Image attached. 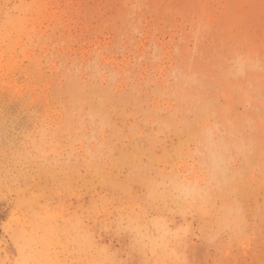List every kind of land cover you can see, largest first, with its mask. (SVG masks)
<instances>
[{"label":"rangeland","instance_id":"obj_1","mask_svg":"<svg viewBox=\"0 0 264 264\" xmlns=\"http://www.w3.org/2000/svg\"><path fill=\"white\" fill-rule=\"evenodd\" d=\"M263 16L264 0H0V264H78V258L89 264L92 256L95 264H264V188L257 182L264 177ZM45 90L69 114L59 128L42 116ZM79 135L97 147L92 157L88 148L84 156L76 153ZM194 159L209 177L202 192L209 196L206 204L199 196L183 207L172 202L170 176L180 161ZM222 202L229 220L220 217ZM125 211L152 226L153 237L140 241L122 220ZM78 216L100 256L95 250L77 255L72 225Z\"/></svg>","mask_w":264,"mask_h":264},{"label":"bare ground","instance_id":"obj_2","mask_svg":"<svg viewBox=\"0 0 264 264\" xmlns=\"http://www.w3.org/2000/svg\"><path fill=\"white\" fill-rule=\"evenodd\" d=\"M119 1V0H118ZM129 1V0H128ZM136 1V0H135ZM170 1V0H169ZM191 1V0H190ZM113 2V1H112ZM112 2H109V3H112ZM121 2V1H120ZM123 2V1H122ZM186 2V1H185ZM214 2V1H213ZM212 2V3H213ZM106 3V2H105ZM117 3V2H116ZM182 3H183V1H182ZM200 3V2H199ZM262 3V2H261ZM123 4V3H122ZM121 4V5H122ZM201 4V3H200ZM211 4V3H210ZM222 4V3H221ZM111 5V4H110ZM115 5V4H114ZM120 5V4H119ZM223 5V4H222ZM128 6V5H127ZM133 6V5H132ZM136 6V5H135ZM167 6V5H166ZM202 6V5H201ZM227 6V5H226ZM26 7V6H25ZM118 7V6H117ZM145 7V6H144ZM193 7V6H192ZM211 7V6H210ZM94 8V7H93ZM106 8H108V7H106ZM220 8V7H219ZM233 8V7H232ZM74 9V8H73ZM112 8H111V6H110V10H111ZM124 9V8H123ZM167 9V8H166ZM171 9V8H170ZM169 9V10H170ZM198 9V8H197ZM210 9V8H209ZM214 9V8H213ZM212 9V10H213ZM261 9V8H260ZM106 10H108V9H106ZM131 10V9H130ZM135 10V9H134ZM173 10V9H172ZM194 10V9H193ZM192 10V11H193ZM218 10V9H217ZM203 11V10H202ZM225 11V10H224ZM115 12H117L116 10H115ZM130 12V11H129ZM167 12V11H166ZM170 12H171V10H170ZM177 12H178V10H177ZM205 12V11H204ZM203 12V13H204ZM213 12H214V10H213ZM75 13V12H74ZM109 13V12H108ZM169 13V12H168ZM175 13H176V11H175ZM180 13H183V12H180ZM196 13V12H195ZM194 13V14H195ZM202 13V14H203ZM216 13V12H215ZM232 13V12H231ZM252 13V12H251ZM263 13V12H262ZM114 14V13H113ZM123 14V13H122ZM135 14V13H134ZM133 14V15H134ZM116 15V14H115ZM191 15V14H190ZM109 16V15H108ZM120 16V15H119ZM125 16V15H124ZM171 16V15H170ZM256 16V15H255ZM103 17V16H102ZM118 16L116 15V17L115 18H117ZM128 17H130L129 16V14H128ZM148 17H150V16H148ZM147 17V18H148ZM198 17V16H197ZM213 17H215V16H213ZM230 17V16H229ZM110 18H111V16H110ZM114 18V19H115ZM121 18V17H120ZM143 18V17H142ZM194 18V17H193ZM192 18V19H193ZM206 18V17H205ZM220 18V17H219ZM222 18V17H221ZM234 18H237L236 16L234 17ZM242 18V17H241ZM240 18V19H241ZM244 18H245V16H244ZM263 18H264V16H263ZM122 19V18H121ZM204 19V18H203ZM207 19V18H206ZM212 19V18H211ZM109 20V19H108ZM120 20V19H119ZM143 20V19H142ZM147 20V19H146ZM149 21V20H148ZM191 21V20H190ZM200 21V20H199ZM207 21V20H206ZM216 21V20H215ZM152 22V21H151ZM205 22V21H204ZM203 22V23H204ZM212 22V21H211ZM229 22H231V20L229 21ZM228 22V23H229ZM148 23V22H147ZM200 23V22H199ZM209 23V22H208ZM95 24V23H94ZM100 24V23H99ZM192 24V23H191ZM195 24V23H194ZM207 24V23H206ZM233 24H236L235 23V21H234V23ZM103 25H105L104 23H103ZM148 25V24H147ZM193 25V24H192ZM202 25V24H201ZM264 25V24H263ZM114 26V25H113ZM124 26V25H123ZM152 26V25H151ZM264 27V26H263ZM91 28V27H90ZM196 28V27H195ZM202 28V27H201ZM204 28H206V27H204ZM258 28V27H257ZM104 29V28H103ZM97 30V29H96ZM98 31H100V30H98ZM202 31V30H201ZM114 32H116V31H114ZM193 32V31H192ZM121 33V32H120ZM71 34V33H70ZM104 34V33H103ZM111 34V33H110ZM109 34V35H110ZM195 34V33H194ZM90 35H92V34H90ZM89 35V36H90ZM113 37V36H112ZM92 38H94V37H92ZM98 38V37H97ZM110 38V37H109ZM100 39V38H99ZM102 39V38H101ZM107 39V38H106ZM112 39V38H111ZM118 39V38H117ZM96 40V39H95ZM102 41H103V39H102ZM116 41V40H115ZM222 41V40H221ZM224 41V40H223ZM92 43V42H91ZM105 43V42H104ZM103 43V44H104ZM109 44H110V42H108ZM88 44H89V42H88ZM107 44V43H106ZM84 45V44H83ZM82 45V46H83ZM92 45H95V44H92ZM97 45H98V43H97ZM111 45V44H110ZM77 46H78V44H77ZM88 46V45H87ZM109 46V45H108ZM105 47V46H104ZM112 47V46H111ZM114 47H115V45H114ZM234 47V46H233ZM93 48V47H92ZM101 48V47H100ZM109 48V47H108ZM139 48V47H138ZM103 49V48H102ZM140 49V48H139ZM219 49V48H218ZM77 50V49H76ZM84 50V49H83ZM115 50V49H114ZM142 50V49H141ZM73 51V50H72ZM71 51V52H72ZM90 51V50H89ZM98 51V50H97ZM116 51V50H115ZM189 51V50H188ZM70 52V53H71ZM87 52H88V50H87ZM95 52V51H94ZM107 52V51H106ZM105 52V53H106ZM109 52V51H108ZM99 53V52H98ZM115 53V52H114ZM144 53V52H143ZM159 53V52H158ZM190 53V52H189ZM91 54V53H90ZM141 54V53H140ZM139 54V55H140ZM160 54V53H159ZM83 55V54H82ZM86 55V54H85ZM139 55H136L135 57H137V56H139ZM144 55V54H143ZM195 55V54H194ZM110 56V55H109ZM115 56H117V55H115ZM150 56V55H149ZM161 56V55H160ZM163 56V55H162ZM68 57V56H67ZM85 57V56H84ZM87 57V56H86ZM185 57H186V55H185ZM63 58V57H62ZM71 58V57H70ZM76 58V57H75ZM79 59L81 58V57H78ZM88 58H90V57H88ZM144 58H146V57H144ZM152 59H153V57H151ZM65 59V58H64ZM69 59V58H68ZM106 59H107V57H106ZM70 60V59H69ZM82 60V59H81ZM91 60V59H90ZM109 60V59H108ZM171 60V59H170ZM57 61H59V60H57ZM78 61V60H77ZM111 61V60H110ZM126 61V60H125ZM135 61H136V59H135ZM139 61V60H138ZM156 61V60H155ZM168 61V60H167ZM177 61H179V60H177ZM194 61V60H193ZM115 62V61H114ZM176 62V61H175ZM185 62V61H184ZM238 62H243V63H245V62H247V59H246V57L245 58H239V60H238ZM74 63H76V61L74 62ZM129 63V62H128ZM127 63V64H128ZM131 63V62H130ZM139 63V62H138ZM147 64L149 63V62H146ZM165 63V62H164ZM182 63V62H181ZM94 64V63H93ZM105 64V63H104ZM124 64V63H123ZM154 64V63H153ZM52 65V64H51ZM53 65H54V62H53ZM64 65H67V64H64ZM63 65V66H64ZM71 65V64H70ZM84 65V64H83ZM83 65H81V66H83ZM114 65H115V63H114ZM122 65V64H121ZM125 65V64H124ZM138 65V64H137ZM142 65V64H141ZM144 65V64H143ZM62 66V65H61ZM72 66V65H71ZM123 66V65H122ZM121 66V67H122ZM149 66V65H148ZM183 66H184V64H183ZM66 67V66H65ZM68 67H69V65H68ZM67 67V68H68ZM107 67V66H106ZM105 67V68H106ZM55 68V67H54ZM63 68V67H62ZM72 68V67H71ZM83 68V67H82ZM103 68V67H102ZM108 68V67H107ZM115 68H116V66H115ZM132 68H133V66L131 67V70H132ZM136 68V67H135ZM240 67H239V65H238V69H239ZM52 69V68H51ZM74 69V68H73ZM90 69V68H89ZM88 69V70H89ZM141 69V68H140ZM165 69V68H164ZM181 69V68H180ZM58 70H60V69H58ZM57 70V71H58ZM68 70H70L69 68H68ZM67 70V71H68ZM72 70V69H71ZM99 70H100V68H99ZM113 70V69H112ZM117 70H118V68H117ZM120 70V69H119ZM121 70H122V68H121ZM126 70V69H125ZM138 70V69H137ZM145 70V69H144ZM147 70V69H146ZM150 70V69H149ZM57 71H56V73H57ZM66 71V72H67ZM79 71V70H78ZM128 71H129V69H128ZM141 71V70H140ZM139 71V72H140ZM163 71V70H162ZM176 71V70H175ZM178 71V70H177ZM176 71V72H177ZM65 72V73H66ZM73 72V71H72ZM75 72V71H74ZM77 72V71H76ZM90 72V71H89ZM108 72H110V71H108ZM119 72V71H118ZM149 72V71H148ZM159 72H161V71H159ZM159 72H157V73H159ZM171 72V71H170ZM181 72V71H180ZM61 73V72H60ZM64 73V72H63ZM69 73V72H68ZM103 73V72H102ZM102 73H101V76H102ZM127 74H128V72H126ZM150 73V72H149ZM168 73H169V71H168ZM175 73V72H174ZM174 73H172V74H174ZM182 73H183V70H182ZM69 74H71V72L69 73ZM97 74V73H96ZM104 74V73H103ZM111 74V73H110ZM122 74V73H121ZM130 74V73H129ZM128 74V75H129ZM152 74H154V72L152 73ZM184 74H186V73H184ZM54 75V74H53ZM74 75V74H73ZM77 75V74H76ZM107 75V74H106ZM112 75V74H111ZM150 75V74H149ZM181 75V74H180ZM66 76V75H65ZM70 76V75H69ZM72 76V75H71ZM113 76V75H112ZM134 76H136V75H134ZM139 76H140V74H139ZM146 76V75H145ZM166 76V75H165ZM173 76V75H172ZM62 77V76H61ZM74 77V76H73ZM78 77V76H77ZM179 77V76H178ZM185 77V76H184ZM47 78V77H46ZM51 78V77H50ZM70 78V77H69ZM69 78H67V79H69ZM75 78V77H74ZM72 79V80H75V79ZM105 78H107L106 76H104L102 79L103 80H105ZM117 78V77H116ZM120 78V77H119ZM135 78V77H134ZM153 78V77H152ZM165 78H167V77H165ZM164 78V79H165ZM187 78H188V76H187ZM186 78V80H188ZM53 79V78H52ZM54 79H56L55 77H54ZM71 79V78H70ZM87 79V78H86ZM85 79V80H86ZM94 79V78H93ZM99 79V78H98ZM109 79V78H108ZM113 79V78H112ZM148 79V78H147ZM156 79H157V77H156ZM164 79H163V81H164ZM175 79V78H174ZM181 79V78H180ZM180 79H178V80H176V81H179ZM182 79H185V78H183V76H182ZM78 80H81V79H78ZM100 80V79H99ZM102 80V81H103ZM115 80V79H114ZM135 80H136V78H135ZM138 80H139V78H138ZM137 80V81H138ZM192 80V79H191ZM52 81V80H51ZM70 81V80H69ZM153 81V80H152ZM156 81V80H155ZM160 81V80H159ZM184 81V80H183ZM64 82V81H63ZM75 82V81H74ZM85 82V81H84ZM116 82H117V80H116ZM123 82V81H122ZM139 82H141V81H139ZM147 82V81H146ZM145 82V83H146ZM150 82V81H149ZM182 82V81H181ZM186 82V81H185ZM37 83V82H36ZM57 82H55L54 84H56ZM67 83V82H66ZM70 83H71V81H70ZM95 83V82H94ZM111 83V82H110ZM124 83V82H123ZM126 83H128V81L126 82ZM126 83H124V84H126ZM134 83V82H133ZM151 83V82H150ZM158 83V82H157ZM175 83V82H174ZM180 83V82H179ZM31 84H33V83H31ZM69 84V83H68ZM80 84V83H79ZM79 84H77V85H79ZM132 84V83H131ZM135 84H136V82H135ZM141 84V83H140ZM152 84V83H151ZM155 84V83H154ZM165 84V83H164ZM181 84V83H180ZM188 84V83H187ZM49 85V84H48ZM59 85V84H58ZM67 85V84H66ZM134 85V84H133ZM162 85V84H161ZM160 85V86H161ZM178 85V84H177ZM70 86V85H69ZM72 86H73V84H72ZM84 86V85H83ZM100 86V85H99ZM130 86V85H129ZM139 86V85H138ZM137 86V87H138ZM141 86V85H140ZM153 86V85H152ZM152 86H151V88H152ZM155 86H157V85H155ZM154 86V87H155ZM29 87V86H28ZM33 87V86H32ZM45 87H46V85H45ZM56 87V86H55ZM59 87V86H58ZM74 87V86H73ZM78 87V86H77ZM120 87V86H119ZM122 87H125V86H122ZM132 87V86H131ZM41 88V87H40ZM52 88V87H51ZM61 88V87H60ZM66 88H68V87H66ZM91 88V87H90ZM93 88V87H92ZM96 88V87H95ZM114 88V87H113ZM156 88V87H155ZM177 88V87H176ZM183 88V87H182ZM32 89V88H31ZM34 90H35V88H33ZM63 89H65V87L63 88ZM69 89V88H68ZM125 89V88H124ZM137 89V88H136ZM179 89H180V87H179ZM186 89V88H185ZM185 89H183L184 91H185ZM33 90V91H34ZM56 90H57V87H56ZM74 90V89H73ZM110 90V89H109ZM118 90V89H117ZM121 90V89H120ZM175 90V89H174ZM173 90V91H174ZM178 90V89H177ZM32 91V90H31ZM36 91V90H35ZM53 91V90H52ZM58 91V90H57ZM61 91H63V90H61ZM60 91V92H61ZM65 91V90H64ZM67 91V90H66ZM94 91V90H93ZM112 91V90H111ZM110 91V92H111ZM136 91V90H135ZM141 91V90H140ZM154 91H155V89H154ZM154 91H152V92H154ZM172 91V92H173ZM38 92V91H37ZM41 92V91H40ZM55 92V91H54ZM80 92V91H79ZM103 92V91H102ZM125 92V91H124ZM131 92V91H130ZM141 92H143V91H141ZM140 92V93H141ZM160 92V91H159ZM164 92V91H163ZM179 92H181V91H179ZM187 92V91H186ZM31 93V92H30ZM33 93V92H32ZM57 93V92H56ZM74 93V92H73ZM129 93V92H128ZM136 93V92H135ZM171 93V92H170ZM185 93V92H184ZM188 93V92H187ZM187 93H185V94H187ZM37 94V93H36ZM35 94V95H36ZM57 94H59V93H57ZM56 94V95H57ZM61 94H63V93H61ZM139 94V93H138ZM162 94V93H161ZM165 94V93H164ZM168 94V93H167ZM166 94V95H167ZM176 94V93H175ZM182 94V93H181ZM26 95V94H25ZM33 94H31V96H32ZM64 96H65V94H63ZM69 95H71V94H69ZM73 95V94H72ZM113 95V94H112ZM144 95V94H143ZM156 95V94H155ZM178 95V94H177ZM190 95V94H189ZM21 96H24V95H21ZM34 96V95H33ZM95 96V95H94ZM124 96H125V94H124ZM151 96H152V94H151ZM157 96H158V93H157ZM186 96H188V95H186ZM39 97V96H38ZM38 97H36V98H38ZM54 97H56V96H54ZM147 97V96H146ZM154 96H152V98H153ZM156 97V96H155ZM162 97V96H161ZM160 97V98H161ZM173 97V96H172ZM177 97V96H176ZM189 97H191V96H189ZM30 98V97H29ZM68 98V97H67ZM73 98V97H72ZM86 98V97H85ZM149 98H150V96H149ZM165 98V97H164ZM170 98V97H169ZM168 98V99H169ZM181 98H182V95H181ZM35 99V98H34ZM39 99H40V102H41V105H42V116H44L45 117V120L46 121H48V123L50 124V125H54L55 127H58L59 128V125L61 124V122H63L64 121V119H65V117H67V115H69V114H67L66 113V111H65V109H63L61 106H62V99L60 100L61 102V106L59 105V106H56L54 103H53V100H54V98H52L51 97V95H50V93H47L46 92V90L40 95V97H39ZM66 99V98H65ZM106 99V98H105ZM118 99V98H117ZM121 99V98H120ZM125 99V98H124ZM138 99V98H137ZM188 99V98H187ZM24 100V99H23ZM38 100V99H37ZM36 100V101H37ZM68 100V99H67ZM81 100V99H80ZM125 100H127V99H125ZM147 100V99H146ZM152 100V99H151ZM154 100H155V98H154ZM161 100V99H160ZM176 100H178V99H176ZM175 100V101H176ZM182 100V99H181ZM192 100V99H191ZM194 100V99H193ZM25 101V100H24ZM26 101H27V98H26ZM35 101V100H34ZM51 101H52V103H51ZM106 101H108V100H106ZM148 101V100H147ZM185 101H187L186 99H185ZM184 101V102H185ZM32 102V101H31ZM64 102V101H63ZM67 102V101H66ZM79 102V101H78ZM90 102V101H89ZM95 102V101H94ZM94 102H93V104H94ZM178 102V101H177ZM39 103V102H38ZM72 103V102H71ZM146 103V102H145ZM176 103V102H175ZM191 103V102H190ZM189 103V104H190ZM193 103H194V101H193ZM35 104V103H34ZM76 104V103H75ZM134 104V103H133ZM152 104V103H151ZM166 104V103H165ZM182 104H185V103H182ZM79 105V104H78ZM140 105V104H139ZM146 105V104H145ZM179 105V104H178ZM191 105V104H190ZM210 105V104H209ZM24 106V105H23ZM65 106H66V104H65ZM74 106V105H73ZM82 106H84V105H82ZM128 106V105H127ZM135 106H136V104H135ZM147 106H149V105H147ZM156 106V105H155ZM158 106V105H157ZM168 106V105H167ZM175 106V105H174ZM180 106V105H179ZM205 106V105H204ZM27 107V106H26ZM25 107V108H26ZM29 107V106H28ZM63 107H64V105H63ZM78 107V106H77ZM101 107V106H100ZM107 107H108V105H107ZM129 107V106H128ZM161 107H162V105H161ZM183 107V106H182ZM186 107H187V105H186ZM213 107V106H212ZM25 108H23V109H25ZM33 108V107H32ZM90 108V107H89ZM93 108V107H92ZM114 108V107H113ZM141 108V107H140ZM142 108H143V106H142ZM162 108H164V107H162ZM166 108V107H165ZM195 108V107H194ZM28 109V108H27ZM27 109H25V110H27ZM78 109H80V108H78ZM82 109V108H81ZM84 109V108H83ZM86 109V108H85ZM102 109V108H101ZM132 109H134V108H132ZM137 109V108H136ZM161 109V108H160ZM183 109V108H182ZM202 109V108H201ZM206 109H207V107H206ZM32 110V109H31ZM34 110V109H33ZM38 110V109H37ZM91 110V109H90ZM111 110V109H110ZM120 110V109H119ZM118 110V111H119ZM159 110V109H158ZM166 110V109H165ZM177 110V109H176ZM184 110V109H183ZM195 110V109H194ZM200 110V109H199ZM36 111V110H35ZM69 111V110H68ZM86 111V110H85ZM125 111H126V109H125ZM124 111V112H125ZM135 111V110H134ZM133 111V112H134ZM141 111V110H140ZM144 111V110H143ZM149 111V110H148ZM172 111V110H171ZM182 111V110H181ZM187 111V110H186ZM196 111V110H195ZM205 111V110H204ZM203 111V112H204ZM28 112H30L29 111V109H28ZM39 112V111H38ZM65 112V113H64ZM71 112H73V111H71ZM104 112V111H103ZM113 112V111H112ZM129 112H131V110L129 111ZM129 112H128V114H129ZM145 112V111H144ZM199 112H201V111H199ZM207 112H208V109H207ZM127 113V112H126ZM145 113H147V112H145ZM152 113V115H151V117L152 116H154V115H156V114H153V112H151ZM150 113V114H151ZM161 113V112H160ZM183 113V112H182ZM193 113V112H192ZM191 113V114H192ZM215 113V112H214ZM30 114V113H29ZM89 114V113H88ZM101 114V113H100ZM122 114V113H121ZM141 114V113H140ZM144 114V113H143ZM171 114V113H170ZM169 114V115H170ZM176 114V113H175ZM187 114V113H186ZM36 115V114H35ZM71 115V114H70ZM126 115V114H125ZM130 115V114H129ZM160 115V114H159ZM168 115V114H167ZM173 115H174V113H173ZM178 115H180L179 113H178ZM211 115V114H210ZM102 116V115H101ZM106 116V115H105ZM104 116V117H105ZM135 116H137V115H135ZM150 116V115H149ZM164 116V115H163ZM162 116V117H163ZM171 116V115H170ZM175 116V115H174ZM182 116V115H181ZM180 116V117H181ZM35 117V116H34ZM36 117H37V115H36ZM71 117H73L72 115H71ZM80 117V116H79ZM97 117V116H96ZM118 117V116H117ZM116 117V118H117ZM156 117V116H155ZM154 117V118H155ZM173 117V116H172ZM196 117V116H195ZM194 117V118H195ZM32 118V117H31ZM75 118H76V116H75ZM140 118V117H139ZM157 118V117H156ZM155 118V119H156ZM167 118V117H166ZM188 118V117H187ZM198 118V117H197ZM33 119V118H32ZM35 119V118H34ZM36 119H40V118H36ZM94 119V118H93ZM92 119V120H93ZM130 119V118H129ZM153 119V118H152ZM157 119H159V118H157ZM175 119V118H174ZM201 119V118H200ZM203 119V118H202ZM71 120V119H70ZM104 120V119H103ZM113 120V119H112ZM125 120V119H124ZM160 120V119H159ZM187 120V119H186ZM185 120V121H186ZM194 120V119H193ZM205 120V119H204ZM218 120V119H217ZM37 121V120H36ZM35 121V122H36ZM149 121V120H148ZM155 121V120H154ZM158 121V120H157ZM162 121V120H161ZM177 121H178V119H177ZM197 121V120H196ZM215 121V120H214ZM150 122H151V120H150ZM202 122V121H201ZM211 122V121H210ZM216 122V121H215ZM31 123V122H30ZM67 123V122H66ZM70 123H72V122H70ZM76 123V122H75ZM93 123V122H92ZM121 123V122H120ZM126 123V122H125ZM135 123V122H134ZM163 123V122H162ZM166 123V122H165ZM172 123V122H171ZM180 122H178L177 124H179ZM198 123V122H197ZM203 123V122H202ZM28 124V123H27ZM33 124V123H32ZM104 124V123H103ZM156 124V123H155ZM161 124V123H160ZM184 124V123H183ZM189 124V123H188ZM29 125V124H28ZM65 125V124H64ZM70 125V124H69ZM68 125V126H69ZM99 125V124H98ZM132 125V124H131ZM168 125V124H167ZM172 125V124H171ZM175 125V124H174ZM173 125V126H174ZM186 125H187V122H186ZM185 125V126H186ZM210 125V124H209ZM217 125V124H216ZM215 125V126H216ZM35 126V125H34ZM37 126H39V125H37ZM83 126V125H82ZM109 126V125H108ZM121 126V125H120ZM124 126H126V125H124ZM197 126H199V124L197 125ZM33 127V126H32ZM36 127V126H35ZM74 127V126H73ZM79 127H81V126H79ZM99 127V126H98ZM133 127V126H132ZM135 127H137V126H135ZM143 127H145V126H143ZM165 127V126H164ZM168 127H171V126H169L168 125ZM168 127H167V129H168ZM201 127V126H200ZM37 128V127H36ZM76 128V127H75ZM125 128V127H124ZM130 128V127H129ZM150 128V127H149ZM148 128V129H149ZM158 129H160L159 127H157ZM156 128V129H157ZM166 128V127H165ZM190 128V127H189ZM192 128V127H191ZM195 128H197V127H195ZM194 128V129H195ZM202 128V127H201ZM33 129V128H32ZM54 129V128H53ZM57 129V128H56ZM67 129V128H66ZM65 129V130H66ZM100 129V128H99ZM140 129H141V127H140ZM154 129V128H153ZM171 129V128H170ZM178 129V128H177ZM60 130V129H59ZM64 130V129H63ZM67 130H69V129H67ZM92 130V129H91ZM112 130V129H111ZM115 130V129H114ZM131 130V129H130ZM173 132L176 130H174V127H173ZM178 130H180V129H178ZM186 130V129H185ZM70 131V130H69ZM72 131H73V129H72ZM81 131V130H80ZM84 131V130H83ZM122 131H123V129H122ZM149 131V130H148ZM163 131V130H162ZM168 131V130H167ZM181 131V130H180ZM184 131V130H183ZM203 131V130H202ZM51 132V131H50ZM64 132V131H63ZM66 132V131H65ZM90 132V131H89ZM114 132H116V131H114ZM133 132V131H132ZM131 132V133H132ZM137 132V131H136ZM159 132H160V130H159ZM158 132V133H159ZM172 132V133H173ZM197 132V131H196ZM52 133V132H51ZM61 133H62V131H61ZM67 133V132H66ZM87 133V132H86ZM100 133V132H99ZM130 133V132H129ZM147 133V135H148V132H146ZM162 133H164V132H160V134H162ZM175 133V132H174ZM183 133V132H182ZM194 133V132H193ZM198 133H199V131H198ZM201 133V132H200ZM205 133V132H204ZM64 134V133H63ZM75 134V133H74ZM88 134V133H87ZM93 134V133H92ZM91 134V135H92ZM137 134V133H136ZM135 134V135H136ZM150 134V133H149ZM155 134V133H154ZM206 134V133H205ZM216 134V133H215ZM219 134V133H218ZM95 135V134H94ZM119 135V134H118ZM134 135V136H135ZM138 135V134H137ZM182 135V134H181ZM231 135V134H230ZM112 136V135H111ZM117 136V135H116ZM121 135H119V137H120ZM133 136V135H132ZM146 136V135H145ZM153 136V135H152ZM151 136V137H152ZM155 136V135H154ZM179 136V135H178ZM187 136V135H186ZM189 136V135H188ZM96 137V136H95ZM138 137V136H137ZM141 137V136H140ZM156 137H158V135L156 136ZM168 137H169V135H168ZM183 137V136H182ZM196 137V136H195ZM199 137V136H198ZM197 137V138H198ZM203 137V136H202ZM204 137H205V135H204ZM60 138V137H59ZM66 138V137H65ZM107 138V137H106ZM117 138V137H116ZM129 138V137H128ZM178 138V137H177ZM193 138V137H192ZM200 138V137H199ZM98 139V138H97ZM96 139V140H97ZM120 139H124V137L123 138H121L120 137ZM135 139V138H134ZM160 139V138H159ZM189 139V138H188ZM188 139H186V140H188ZM206 139V138H205ZM59 140V139H58ZM119 140V139H118ZM125 140V139H124ZM138 140V139H137ZM156 140V139H155ZM141 141V140H140ZM146 141L147 142H149L147 139H146ZM163 141V140H162ZM183 141V140H182ZM193 141V140H192ZM202 141V140H201ZM213 142H214V140H212ZM131 142V141H130ZM134 142V141H133ZM133 142H132V144H133ZM100 143H101V141H100ZM105 143V142H104ZM107 143V142H106ZM112 143V142H111ZM110 143V144H111ZM117 143V142H116ZM142 143V142H141ZM140 143V144H141ZM165 143V142H164ZM185 143V142H184ZM192 143H194V142H192ZM198 143H200V142H198ZM203 143V142H202ZM207 143V142H206ZM215 143V142H214ZM113 144V143H112ZM137 144H139V142L137 143ZM151 144V143H150ZM160 144H162V143H160ZM170 144V143H169ZM173 144H175V143H173ZM183 144V143H182ZM201 144V143H200ZM199 144V145H200ZM228 144V143H227ZM61 145H62V143H61ZM91 145V144H90ZM89 145V142L88 141H86L84 138H82V137H80V135H79V137H78V139H75V146H76V148H75V151H76V153H78V154H80V155H85V152H86V148H88V149H90L92 152H88L89 154L90 153H93V154H96L97 153V151H95L96 149H97V147H96V149H95V147H94V149L95 150H92V147ZM143 145H145V144H143ZM168 145V144H167ZM191 145V144H190ZM210 145V144H209ZM243 145V144H242ZM67 146V145H66ZM129 146V145H128ZM138 147H139V145H137ZM136 146V147H137ZM150 146V145H149ZM153 146H155V145H153ZM202 146V145H201ZM212 146V145H211ZM64 147V146H63ZM122 147V146H121ZM131 147V146H130ZM135 147V146H134ZM140 147H142V146H140ZM147 147V146H146ZM165 147V146H164ZM179 147V146H178ZM205 147V146H204ZM158 148V147H157ZM172 148V147H171ZM175 148V147H174ZM185 148H186V146H185ZM202 148V147H201ZM213 148V147H212ZM216 148V147H215ZM62 149V148H61ZM100 149V148H99ZM112 149V148H111ZM114 149V148H113ZM127 149V148H126ZM134 149V148H133ZM152 149V148H151ZM167 149V148H166ZM170 149V148H169ZM199 149V148H198ZM68 150V149H67ZM74 150V149H73ZM89 150V151H90ZM108 150V149H107ZM129 150V149H128ZM135 150H137V149H135ZM179 150V149H178ZM185 150V149H184ZM188 150V149H187ZM58 151V150H57ZM115 151V150H114ZM117 151V150H116ZM138 151V150H137ZM148 151V150H147ZM149 151H150V149H149ZM163 151V150H162ZM174 151H175V149H174ZM183 151V150H182ZM190 151V150H189ZM252 151V150H251ZM103 152V151H102ZM112 152V151H111ZM110 152V153H111ZM128 152V151H127ZM126 152V153H127ZM132 152V151H131ZM134 152V151H133ZM176 152H178V151H176ZM202 152H203V149H202ZM244 152V151H243ZM120 153V152H119ZM124 153V152H123ZM123 153H121V154H123ZM139 153V152H138ZM141 153V152H140ZM147 153V152H146ZM146 153H144V155L146 154ZM154 153V152H153ZM162 153V152H161ZM166 153V152H165ZM172 153V152H171ZM174 153V152H173ZM188 153V152H187ZM190 153V152H189ZM193 153V152H192ZM191 153V154H192ZM208 153V152H207ZM221 153V152H220ZM150 154V153H149ZM178 154V153H177ZM185 155H186V153H184ZM191 154H189V155H191ZM198 154V153H197ZM218 154V153H217ZM138 155V154H137ZM140 155V154H139ZM151 155V154H150ZM158 155V154H157ZM166 155V154H165ZM188 155V154H187ZM186 155V156H187ZM193 155H194V153L192 154V157H193ZM235 155V154H234ZM52 156V155H51ZM90 156H91V154H90ZM159 156V155H158ZM168 156V155H167ZM179 156H180V154H179ZM178 156V158H180ZM198 156H199V154H198ZM218 156V155H217ZM72 157V156H71ZM74 157V156H73ZM80 157V156H79ZM92 157V156H91ZM102 157V156H101ZM113 157V156H112ZM118 157V156H117ZM128 157V156H127ZM127 157H126V159H127ZM136 157V156H135ZM141 157V156H140ZM145 157V156H144ZM163 157V156H162ZM161 157V158H162ZM169 157V156H168ZM172 157V156H171ZM205 157V156H204ZM209 157V156H208ZM235 157V156H234ZM97 158V157H96ZM129 158V157H128ZM146 158H148V157H146ZM152 158V157H151ZM200 158V157H199ZM235 158H237V157H235ZM48 159V158H47ZM101 159V158H100ZM102 159H103V157H102ZM101 159V160H102ZM117 159V158H116ZM124 159V158H123ZM134 159V158H133ZM172 159V158H171ZM176 159V158H175ZM183 159V158H182ZM186 159V158H185ZM188 159V158H187ZM80 160V159H79ZM87 160V159H86ZM104 160V159H103ZM159 160V159H158ZM163 160H165V159H163ZM201 160V159H200ZM213 160V159H212ZM238 160V159H237ZM133 162H134V160H132ZM143 161V160H142ZM146 161L148 162V160L146 159ZM82 162V161H81ZM115 162V161H114ZM131 162V161H130ZM133 162H131V163H133ZM135 162H138V161H135ZM135 162H134V164H135ZM167 162V161H166ZM172 162H173V160H172ZM216 162V161H215ZM53 163V162H52ZM112 164H113V162H111ZM118 163V162H117ZM140 163V162H139ZM143 163H144V161H143ZM162 163V162H161ZM169 163V162H168ZM210 163V162H209ZM246 163V162H245ZM73 164V163H72ZM92 164V163H91ZM103 164V163H102ZM109 164V163H108ZM116 164V163H115ZM122 164V163H121ZM127 164V163H126ZM133 164V165H134ZM149 164V163H148ZM85 165V164H84ZM124 165V164H123ZM131 165V164H130ZM137 165H139V164H137ZM137 165H136V167H137ZM140 165H141V163H140ZM156 165V164H155ZM226 165V164H225ZM48 166V165H47ZM86 166V165H85ZM97 166V165H96ZM118 165H116V166H114V167H117ZM145 166V165H144ZM143 165H142V167H144ZM147 166V165H146ZM149 166V165H148ZM165 166V165H164ZM212 166V165H211ZM230 166V165H229ZM236 166V165H235ZM103 167V166H102ZM111 167H113V166H111ZM125 167H129V166H125ZM153 167H155V166H153ZM171 167V166H170ZM177 167V166H176ZM80 168V167H79ZM93 167H91V169H92ZM134 168V167H133ZM160 168V167H159ZM173 168V167H172ZM172 168H170V169H172ZM235 168H237V167H235ZM43 169V168H42ZM124 169V168H123ZM148 169H149V167H148ZM154 169V168H153ZM230 169V168H229ZM75 170V169H74ZM101 170V169H100ZM114 170V169H113ZM136 170V169H135ZM144 170L145 169H143V172H144ZM149 170H151V169H149ZM48 171V170H47ZM88 171V170H87ZM117 171H119V170H117ZM131 171V170H130ZM133 171V170H132ZM49 172V171H48ZM95 172H96V170H95ZM141 172V171H140ZM139 172V173H140ZM151 172V171H150ZM152 172H153V170H152ZM158 172V171H157ZM56 173V172H55ZM94 173V172H93ZM101 172L100 171H98V174H100ZM111 173H113V172H111ZM110 173V174H111ZM147 173V172H146ZM210 173V172H209ZM57 174V173H56ZM106 174V173H105ZM117 174V173H116ZM129 174V173H128ZM133 174V173H132ZM137 174V173H136ZM140 174H142V173H140ZM140 174H137V175H140ZM218 174V173H217ZM58 175V174H57ZM113 175L114 174H112V176L111 177H113ZM123 175V174H122ZM121 175V176H122ZM146 175V174H145ZM144 175V176H145ZM155 175V174H154ZM254 175H256V174H254ZM129 176V175H128ZM141 176V175H140ZM143 176V177H144ZM164 176V175H163ZM162 176V177H163ZM123 177V176H122ZM127 177V176H126ZM133 177V176H132ZM143 177L141 176V177H139V178H142L143 179ZM149 177V176H148ZM154 177V176H153ZM157 177V176H156ZM171 177V180H170V188H169V190H171V191H169V192H171L172 193V191H174V192H176L177 193V199L175 200V201H173L172 200V202H177V203H179V204H181L183 207H184V205H185V201H198L199 200V196H202L201 198L203 199V202H204V204H206V202H207V197L209 196V194H207V195H203L202 194V192H203V189L207 186V184H208V181H209V177H208V175H207V173H206V171H204L203 169H202V167L200 166V163H199V161H196L195 159L194 160H190V161H188V160H182V161H180L179 162V166L175 169V171L172 173V175L170 176ZM229 177L232 179L233 178V175H229ZM47 178H48V176H47ZM56 178H58V177H56ZM138 178V179H139ZM45 179V178H44ZM94 179V178H93ZM114 179V178H113ZM128 179V178H127ZM130 179V178H129ZM133 179V178H132ZM137 179V180H138ZM151 179V178H150ZM157 179V178H156ZM155 179V180H156ZM164 179H166V176H165V178ZM211 179V178H210ZM91 180H92V178H91ZM98 180V179H97ZM131 180V179H130ZM147 180V179H146ZM149 180V179H148ZM154 180V181H155ZM168 180V179H167ZM58 181V180H57ZM86 181V180H85ZM89 181V180H88ZM142 181V180H141ZM140 181V182H141ZM145 181V180H144ZM152 181H153V179H152ZM212 181V180H211ZM111 182V181H110ZM110 182H109V180H108V182L107 183H109V185H110ZM119 182V181H118ZM135 182H136V180H135ZM139 182V183H140ZM257 182L258 183H262V186H263V188H264V177L262 178V180L259 182V180L257 179ZM80 183V182H79ZM91 183V182H90ZM100 183V182H99ZM125 183V182H124ZM132 183V182H131ZM146 183H147V181H146ZM153 183H155V182H153ZM153 183H152V186H153ZM213 183V182H212ZM223 183V182H222ZM225 183V182H224ZM51 184V183H50ZM82 184V183H81ZM84 184H85V182H84ZM103 184V183H102ZM119 184V183H118ZM134 184H136V183H134ZM138 184V183H137ZM145 184V183H144ZM163 184V183H162ZM229 184V183H228ZM235 184H237V183H235ZM89 185H91V184H89ZM105 185V184H104ZM127 185V184H126ZM131 185V184H130ZM151 185V184H150ZM168 185V184H167ZM97 186V185H96ZM95 186V187H96ZM106 186V185H105ZM123 186V185H122ZM121 186V187H122ZM137 186V185H136ZM148 186V185H147ZM154 186H155V184H154ZM223 186V185H222ZM61 187V186H60ZM66 187V186H65ZM73 187V186H72ZM84 187V186H83ZM104 187V186H103ZM143 187V186H142ZM227 187H229V186H227ZM48 188V187H47ZM67 188V187H66ZM99 188V187H98ZM147 188V187H146ZM146 188H144V189H146ZM151 188V187H150ZM149 188V189H150ZM158 188V187H157ZM223 188H226V187H224L223 186ZM52 189H54V187L52 188ZM105 189V188H104ZM110 189V188H109ZM114 189V188H113ZM120 189V188H119ZM131 189V188H130ZM133 189V188H132ZM98 190V189H97ZM122 190V189H121ZM129 190V189H128ZM66 191V190H65ZM100 191H102V190H100ZM107 191V190H106ZM105 191V192H106ZM131 191V190H130ZM130 191H128V192H130ZM148 191V190H147ZM156 191V190H155ZM223 191H224V189H223ZM47 192V191H46ZM62 192V191H61ZM74 192V191H73ZM77 192V191H76ZM93 192V191H92ZM102 192H104V191H102ZM124 192V191H123ZM134 192V191H133ZM159 192V191H158ZM165 192H166V190H165ZM168 192V191H167ZM239 192V191H238ZM48 193V192H47ZM99 193V192H98ZM110 193V192H109ZM125 193V192H124ZM127 193V192H126ZM144 193V192H143ZM152 193H153V191H152ZM170 193V194H171ZM66 194V193H65ZM88 194H89V192H88ZM117 194V193H116ZM120 194V193H119ZM144 194H146V193H144ZM143 194V195H144ZM160 194V193H159ZM168 194V193H167ZM166 194V195H167ZM59 195V194H58ZM78 195H79V193H78ZM100 195V194H99ZM128 195V194H127ZM231 195V194H230ZM51 196H52V194H51ZM51 196H49V197H51ZM56 196V195H55ZM62 196V195H61ZM81 196V195H80ZM91 196V195H90ZM93 196V195H92ZM117 196V195H116ZM134 196V195H133ZM139 196V195H138ZM228 196V195H227ZM99 197V196H98ZM136 197V196H135ZM134 197V198H135ZM155 197V196H154ZM246 197V199H247V195L245 196ZM92 198V197H91ZM102 198H104V197H102ZM115 198V197H114ZM117 198H118V196H117ZM129 198V197H128ZM130 198H132V197H130ZM134 198H132V199H134ZM162 198V197H161ZM160 198V199H161ZM170 198V197H169ZM74 199V198H73ZM78 199V198H77ZM105 199V198H104ZM116 199V198H115ZM136 199V198H135ZM142 199H143V197H142ZM141 199V200H142ZM237 199V198H236ZM245 199V200H246ZM62 200H64V199H62ZM61 200V201H62ZM92 200V199H91ZM98 200H99V198H98ZM117 200V199H116ZM128 200V199H127ZM126 200V201H127ZM130 200V199H129ZM138 200H139V198H138ZM84 201V200H83ZM100 201V200H99ZM102 201V200H101ZM119 201V200H118ZM122 201V200H121ZM136 201V200H135ZM134 201V202H135ZM231 201V200H230ZM234 201V200H233ZM54 202V201H53ZM58 202V201H57ZM115 202V201H114ZM117 202V201H116ZM137 202V201H136ZM161 202V201H160ZM241 202V201H240ZM243 202V201H242ZM74 203V202H73ZM95 203H97L96 201H95ZM138 203V202H137ZM233 203V202H232ZM112 204V203H111ZM120 204V203H119ZM239 204V203H238ZM62 205H64V204H62ZM83 205V204H82ZM121 205V204H120ZM243 205V204H242ZM112 206V205H111ZM134 206V205H133ZM153 206V205H152ZM164 206V205H163ZM179 206V205H178ZM66 207V206H65ZM120 207V206H119ZM143 207V206H142ZM108 208V207H107ZM133 208V207H132ZM131 208V209H132ZM136 208V207H135ZM160 208H162V207H159L158 209H160ZM215 208V207H214ZM235 208V207H234ZM71 209V208H70ZM101 209V208H100ZM122 209V208H121ZM67 210V209H66ZM109 210V209H108ZM108 210H107V212H108ZM113 210V209H112ZM163 210V209H162ZM64 211V210H63ZM102 211V210H101ZM120 211V210H119ZM138 211V210H137ZM136 211V212H137ZM153 211V210H152ZM156 211V210H155ZM244 211V210H243ZM113 212H115V211H113ZM131 212V211H130ZM164 212V211H163ZM247 212H250V211H247ZM100 213V212H99ZM106 213V212H105ZM122 213V212H121ZM152 213V212H151ZM155 213V212H154ZM206 213H208V212H206ZM162 214V213H161ZM143 215H144V213H143ZM160 215V214H159ZM232 215V213H231V211L229 210V209H227V207H226V205L224 204V202H222V215L220 216L222 219H224V220H229V218H230V216ZM260 215H262V214H260ZM113 216H115V215H113ZM134 216V215H133ZM133 216H131L130 215V213H129V211L127 212V211H125V214L123 213V215H122V220L126 223V227L128 228V229H133L134 230V232H135V236L136 237H138L139 239H140V241H143V242H145L146 240H148L149 238H152L153 237V233L152 232H154L155 231V229H153V231H150L151 229V227H149V226H147V225H145V224H140V223H138V222H140V221H137V219L135 218V217H133ZM135 216H136V214H135ZM171 216V215H170ZM179 216V215H178ZM64 217H66V216H64ZM98 218V217H97ZM169 219H170V217H169ZM181 219V218H180ZM179 219V220H180ZM207 219V218H206ZM151 220V219H150ZM149 220V221H150ZM175 220V219H174ZM181 220H183V219H181ZM103 221V220H102ZM144 221V220H143ZM143 221H142V223H143ZM170 221V220H169ZM172 221V220H171ZM261 221V220H260ZM146 222V221H145ZM175 222V221H174ZM195 222V221H194ZM53 223V222H52ZM101 223V222H100ZM147 223V222H146ZM173 223V222H172ZM180 223V222H179ZM204 223V222H203ZM252 223V222H251ZM195 224V223H194ZM261 224V223H260ZM254 225V224H253ZM175 226V225H174ZM184 226V225H183ZM255 226V225H254ZM177 227V226H176ZM175 227V228H176ZM209 227V226H208ZM259 227V226H258ZM264 227V226H263ZM29 228V227H28ZM153 228V227H152ZM165 228V227H164ZM171 228H173V226H171ZM192 228V227H191ZM160 230V229H159ZM158 230V231H159ZM197 230V229H196ZM250 230V229H249ZM96 231V230H95ZM174 231V230H173ZM67 232V231H66ZM65 232V233H66ZM210 232V231H209ZM245 232V231H244ZM249 232H251V231H249ZM69 233H70V231H69ZM189 233H190V231H189ZM205 233V232H204ZM254 233H256V232H254ZM171 234V233H170ZM253 234V233H252ZM257 234H258V232H257ZM72 235H73V242H74V246L76 247V250H77V255L78 256H84V254H85V252L86 251H88V252H93V250H95V252H94V254L95 253H98L99 254V256L102 254V252L100 251V250H96V249H94V244H93V235H92V233H91V230L90 229H88V227H86V226H84V221H83V218H79V216L78 217H76V219L74 220V223H73V225H72ZM127 235V234H126ZM189 235V234H188ZM187 235V236H188ZM103 236V235H102ZM123 236H125V235H123ZM122 236V237H123ZM157 236V235H156ZM62 237V236H61ZM97 237V236H96ZM132 237V236H131ZM149 237V238H148ZM192 237V236H191ZM64 239V238H63ZM126 239V238H125ZM156 239V238H155ZM161 239V238H160ZM123 240V239H122ZM132 240V239H131ZM191 240V239H190ZM194 240V239H193ZM120 241V240H119ZM124 241V240H123ZM128 241V240H127ZM130 241V240H129ZM150 241V240H149ZM198 241V240H197ZM207 241V240H206ZM61 242V241H60ZM112 242V241H111ZM163 243V242H162ZM187 243H190V242H188L187 241ZM209 243H211V242H209ZM218 243V242H217ZM246 243V242H245ZM95 244H96V242H95ZM98 244V243H97ZM136 244V243H135ZM134 244V245H135ZM154 244H155V242H154ZM144 245V244H143ZM151 245H152V243H151ZM166 245V244H165ZM192 245V244H191ZM194 245H196V243H194ZM202 245V244H201ZM210 245V244H209ZM221 245V244H220ZM97 246V245H96ZM169 246V245H168ZM182 246V245H181ZM205 246H206V244H205ZM123 247V246H122ZM131 247H133V246H131ZM144 247V246H143ZM149 247V246H148ZM161 247V246H160ZM198 247V246H197ZM210 247V246H209ZM220 247V246H219ZM119 248V247H118ZM128 248H130V247H128ZM145 248V247H144ZM188 248H189V246H188ZM196 248V247H195ZM212 248V247H211ZM214 248V247H213ZM178 249H180V248H178ZM177 249V250H178ZM192 249V248H191ZM190 249V250H191ZM207 249V248H206ZM146 250V249H145ZM153 250V249H152ZM152 250H151V252H152ZM138 251V250H137ZM169 251V250H168ZM213 251V250H212ZM121 252V251H120ZM139 252V251H138ZM158 252V251H157ZM209 252V251H208ZM135 253V252H134ZM134 253H132V254H134ZM170 253V252H169ZM173 253V252H172ZM207 253V252H206ZM97 254V255H98ZM105 254V253H104ZM121 255H125V254H121ZM120 255V256H121ZM136 255V254H135ZM164 255V254H163ZM166 255V254H165ZM169 255V254H168ZM217 255V254H216ZM143 256V255H142ZM122 257V256H121ZM92 259L90 260V261H92V262H89V264H95L94 263V261H96V259H97V257L96 256H92L91 257ZM129 258V257H128ZM138 258H139V256H138ZM168 258V257H167ZM110 259V258H109ZM135 259V258H134ZM138 260V259H137ZM151 260V259H150ZM149 260V261H150ZM80 258H78V264H81L82 262L80 261ZM85 261V260H84ZM88 261V260H87ZM136 262H134V264H135ZM164 263V262H163ZM182 263V262H181ZM122 264V263H121ZM140 264V263H139Z\"/></svg>","mask_w":264,"mask_h":264}]
</instances>
